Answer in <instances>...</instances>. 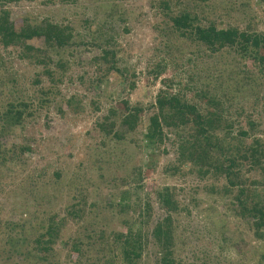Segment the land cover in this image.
I'll list each match as a JSON object with an SVG mask.
<instances>
[{
	"label": "rangeland",
	"instance_id": "rangeland-1",
	"mask_svg": "<svg viewBox=\"0 0 264 264\" xmlns=\"http://www.w3.org/2000/svg\"><path fill=\"white\" fill-rule=\"evenodd\" d=\"M169 2L174 13L189 5L205 25L264 33V0ZM2 8L18 29L50 19L73 27L74 39L49 49L44 36L25 42L43 49L41 57L51 58L47 65L23 55L20 45L0 43V264H124L113 233L127 231V219L146 240L140 264H158L160 245L151 231L166 216L157 196L164 186L175 187L179 201L172 218L174 255L181 264H264V237L254 236L250 218L239 216L238 202L232 203L238 188L228 199L206 188L222 186L225 179L174 172L176 135L167 127L155 149L145 136L160 89L181 91L204 111L196 94L210 83L207 89L220 95L224 114L235 121L232 135L252 119L260 126L249 131L246 142L264 139V77L242 80L230 98L218 90L219 69L257 71L256 61L242 56L241 43L214 52L178 32L167 36L162 0H14L1 4L0 14ZM108 48L116 51L109 59L120 70L106 73L111 61L101 56ZM176 49L185 53L183 58L178 66H166ZM159 65L164 70L158 75ZM71 97L81 110L68 104ZM23 101L29 106L20 115ZM125 103L132 110L142 108L139 126L125 131L124 138L105 133L103 122L115 120L120 128ZM113 107L118 113L109 118ZM244 173L264 178L259 170ZM81 199L85 212L70 214ZM51 215L60 220L61 232L49 234L56 243L44 253L34 248V239L48 232ZM76 239L80 253L70 252Z\"/></svg>",
	"mask_w": 264,
	"mask_h": 264
},
{
	"label": "trees",
	"instance_id": "trees-1",
	"mask_svg": "<svg viewBox=\"0 0 264 264\" xmlns=\"http://www.w3.org/2000/svg\"><path fill=\"white\" fill-rule=\"evenodd\" d=\"M9 1L0 0V5H4ZM189 6V5H188ZM187 4L176 13L171 9L169 0H162V7L167 9L166 17L168 20L163 27L168 34L178 32L182 36H186L195 41L198 45L209 48L211 51L221 50L228 46L232 47L241 43L243 57H252L257 64V71L247 69L246 66L238 71L230 69L226 72L225 69H219L218 77L216 78L218 85L222 87L220 92L224 98L232 97L231 94L240 90L242 80H253L252 77L256 74H261L264 77V33L249 32L246 30L240 31L236 26L219 28L214 22L207 25L202 23L197 13H192ZM172 12V13H170ZM36 36H44L49 48L57 46L63 48L68 45L73 39V27L69 24L54 22L50 19H43L42 23H24L21 28H17L16 23L10 19V11L3 9L0 14V43L4 47L10 45H20L24 48L23 55L28 58H35L38 62L47 65L49 58L43 56V49H34L32 45H28L29 39ZM35 50L33 55L30 52ZM177 50V49H176ZM116 51L104 49L101 58L104 61L114 55ZM172 55L171 50L168 52ZM181 50H177L176 56H171L173 66H178V60L182 57ZM41 57V58H40ZM190 59V58H189ZM111 64L106 67V73L112 70H120L116 61L112 58ZM190 62V61H188ZM62 59L57 63L61 69L64 67ZM157 70L159 75L164 70L161 65ZM158 66V67H159ZM47 73L53 74L49 69ZM234 72V74H233ZM101 79V78H99ZM223 81V83L220 82ZM38 82L37 79H35ZM170 81V79L165 80ZM228 82V83H225ZM186 88L190 87V83H186ZM224 84H227L224 86ZM169 85V84H168ZM210 83L201 88L200 93L196 95L203 101L204 111L202 107L197 106V103L185 100L181 91L173 92L171 88L160 89L156 95L157 111L149 117L146 137L148 138L147 146L155 149L157 144L163 143L165 139L164 128H168V133L176 135V140L172 143L175 150L176 162L171 166L174 172L179 173H196L200 179H205L207 176H215L217 179H225L222 186L216 185L206 186L212 192L228 197L238 190V193L233 195L232 203L238 202L239 216L243 218L249 217L252 225L250 228L256 238L264 237V188L261 192L258 185H264V178L256 179L251 176H246L244 172L259 170L264 177V139L259 136H254L251 143L246 142L250 130H256L260 123L255 120L248 119V128L240 127L238 135H232L235 127V121L224 114V103L217 93H210L207 89ZM237 88V89H236ZM43 101V100H40ZM75 111L81 110L80 102L75 101L73 97L67 101ZM264 102V101H262ZM200 103V101H199ZM23 106L20 107L19 114L29 106L26 101H23ZM124 112L120 117L119 126L116 128L117 121H106L100 124L105 133H112L118 138H124L125 131L131 132L136 130L141 119L140 110L142 108L135 107L134 110L128 107V104H123ZM22 110V111H21ZM108 117L117 115V110L110 108ZM117 120V119H116ZM159 142V143H158ZM173 163V162H172ZM150 165V162H147ZM247 167V169H245ZM167 168V167H166ZM168 169V168H167ZM244 170V172L242 171ZM141 177L142 167L137 169ZM251 183H248V180ZM158 200L166 211V216L157 221L152 229L154 240L160 245L158 264H181L175 259L174 242H175V223L172 218L173 211L180 210L179 201L176 198L175 187H162L158 193ZM123 199L125 198L122 196ZM83 204L85 200H79V203L72 205L70 214L84 213ZM131 208L132 205H131ZM79 216V215H78ZM50 222L47 225V233H39L34 239V248H38L44 253L53 249L56 240L51 235L53 230L56 235H60L59 219L55 215L49 217ZM124 225L128 230L115 231V241L120 247V253L124 264H140L144 253L145 242L143 231L139 227L134 230V221L132 219L124 220ZM49 235V237H48ZM65 245V243H63ZM70 246V252H82L81 243L78 239ZM44 257H46L44 255ZM74 257V255H72ZM43 264V263H40Z\"/></svg>",
	"mask_w": 264,
	"mask_h": 264
}]
</instances>
